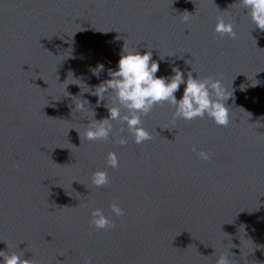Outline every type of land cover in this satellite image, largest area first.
<instances>
[{"label": "water", "instance_id": "1", "mask_svg": "<svg viewBox=\"0 0 264 264\" xmlns=\"http://www.w3.org/2000/svg\"><path fill=\"white\" fill-rule=\"evenodd\" d=\"M246 12L241 0H0V250L34 264H264V30ZM219 17L235 38L214 31ZM124 47L150 50L157 75L220 79L229 123L164 102L141 117L142 144L120 121L87 139L109 116L92 92ZM97 169L107 185L92 183ZM93 208L114 225L92 227Z\"/></svg>", "mask_w": 264, "mask_h": 264}, {"label": "clouds", "instance_id": "2", "mask_svg": "<svg viewBox=\"0 0 264 264\" xmlns=\"http://www.w3.org/2000/svg\"><path fill=\"white\" fill-rule=\"evenodd\" d=\"M246 15L250 16L256 28L264 30V0H241ZM189 21V17H184ZM215 32L235 38L237 33L231 21L225 22L223 17L217 19ZM153 53L148 50L141 52L138 49L125 50L120 55L118 66L108 70L111 77L95 86L93 95L98 97L97 104L105 101L109 116L91 121L85 136L89 140L108 139L113 131L112 121H120V131H124V124L131 133L136 144H142L151 139V133L143 126L141 117L147 115L154 105L159 103H170L174 106V117L184 120H193L197 117L207 115L219 125H227L230 121V111L226 101L233 95L228 94L226 87L220 79L213 77L193 76L194 71H189L187 77L178 67H173L172 75H157L160 70V62L153 59ZM104 69L102 63L92 69L96 76ZM184 85L183 92L178 99L176 93ZM114 99L113 106L108 107V99ZM88 102V101H87ZM89 103V102H88ZM81 111L86 110V105H76ZM118 143L125 145L128 137L121 135ZM196 151V149H193ZM202 160L211 159V152L203 149L197 152ZM107 164L112 168L119 167V157L116 152L110 151L106 158ZM110 182L107 169H97L92 174V183L102 187ZM111 212L116 216H123L125 209L118 203L113 202ZM111 216L106 215L103 209L93 208L91 211L90 225L96 229H106L114 225ZM0 264H34L32 259L25 258L17 252H5L0 250ZM91 264V261H89ZM216 264H230L225 255H220Z\"/></svg>", "mask_w": 264, "mask_h": 264}]
</instances>
